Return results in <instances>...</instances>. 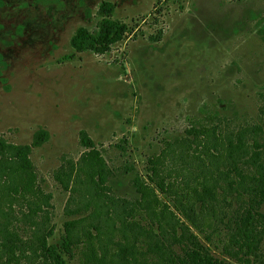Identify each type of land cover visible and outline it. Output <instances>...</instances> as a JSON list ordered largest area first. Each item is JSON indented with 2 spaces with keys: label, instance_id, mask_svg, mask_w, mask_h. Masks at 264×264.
Here are the masks:
<instances>
[{
  "label": "rangeland",
  "instance_id": "rangeland-1",
  "mask_svg": "<svg viewBox=\"0 0 264 264\" xmlns=\"http://www.w3.org/2000/svg\"><path fill=\"white\" fill-rule=\"evenodd\" d=\"M102 1L114 4L112 18L126 24V33L105 55L75 52L70 36L77 27L94 28ZM260 20L264 25V0H0V136L28 144L37 128L48 133L31 154L45 178L47 205L0 211V230L23 240V254L14 251L18 264H52L40 254L33 258V233L43 235L46 246L57 245L69 222L76 236L94 234L98 226L100 245L116 250L125 242L120 220H131L117 198L138 196L134 176L149 184L152 155L168 152L170 178L192 185L207 168H231L228 144L238 140L244 147L235 160L250 165L256 150L264 162ZM201 111L216 112L213 129L223 130L208 167V160L202 167L194 158L193 145L185 153L178 141L188 119ZM81 130L106 151L100 171L80 161ZM63 155L74 170L57 181L53 174ZM214 176L221 181L222 174ZM63 257L78 264L77 257Z\"/></svg>",
  "mask_w": 264,
  "mask_h": 264
},
{
  "label": "trees",
  "instance_id": "trees-1",
  "mask_svg": "<svg viewBox=\"0 0 264 264\" xmlns=\"http://www.w3.org/2000/svg\"><path fill=\"white\" fill-rule=\"evenodd\" d=\"M114 8L109 1L100 2L94 28L77 27L68 41L71 49L77 53L105 55L120 42L127 26L112 18ZM261 23L260 20L256 33L264 42ZM217 115L201 111V115L190 117L183 136L178 139L180 147L185 146V153L194 146L192 154L201 166H205V159L207 167L210 166L211 159L218 156L216 146L223 130L213 129ZM211 130L213 145L209 144L207 134ZM47 140L48 133L42 128L33 132L28 144H11L0 136V211L14 205H47L49 198L43 190L45 178L31 159L33 149ZM78 145L84 150L80 161L100 171L106 151L97 149L84 130L78 133ZM112 147L119 150L118 145ZM228 147L231 168L227 171L207 168V174L201 180L195 179L193 185L170 178L165 169L168 152L150 156L147 179L153 187L134 176L131 186L138 196L130 202L117 198L118 206L129 210L131 220H120L118 229L122 228L125 242L116 250L100 245L103 234L98 226L93 228L94 234L84 231L76 236L72 234L75 224L69 222L57 245L46 246L43 235L34 232L37 244L32 251L33 258L40 254L52 264H67L63 256L77 257L78 264H264V162L256 150L250 156V165L235 160L233 155L239 158V149L244 147L240 140L235 145L229 143ZM198 149L200 154L196 156ZM73 170V161L63 155L53 177L61 181ZM215 173L222 174L221 181L215 178ZM156 192L166 198H159ZM1 232L0 264H18L14 251L18 249L23 254L22 238L6 228ZM128 233L131 240L127 238ZM210 247L221 258L212 255Z\"/></svg>",
  "mask_w": 264,
  "mask_h": 264
}]
</instances>
